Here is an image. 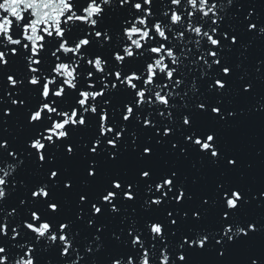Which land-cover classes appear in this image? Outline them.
Returning <instances> with one entry per match:
<instances>
[{"label":"snow or ice","instance_id":"obj_1","mask_svg":"<svg viewBox=\"0 0 264 264\" xmlns=\"http://www.w3.org/2000/svg\"><path fill=\"white\" fill-rule=\"evenodd\" d=\"M0 264H264V0H0Z\"/></svg>","mask_w":264,"mask_h":264}]
</instances>
